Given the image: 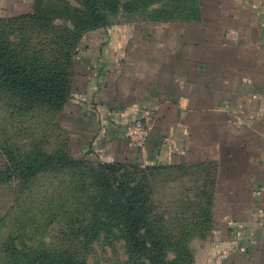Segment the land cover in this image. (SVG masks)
<instances>
[{
    "label": "crops",
    "instance_id": "1",
    "mask_svg": "<svg viewBox=\"0 0 264 264\" xmlns=\"http://www.w3.org/2000/svg\"><path fill=\"white\" fill-rule=\"evenodd\" d=\"M197 2L190 20L85 33L63 111L91 120L81 151L103 150V162L216 164L214 225L193 243L195 264H264V0ZM33 3L0 0V19ZM137 119L153 125L143 148L120 134Z\"/></svg>",
    "mask_w": 264,
    "mask_h": 264
},
{
    "label": "trees",
    "instance_id": "2",
    "mask_svg": "<svg viewBox=\"0 0 264 264\" xmlns=\"http://www.w3.org/2000/svg\"><path fill=\"white\" fill-rule=\"evenodd\" d=\"M197 5V0H132L125 4L121 0H80L78 6L66 0H34L30 13L0 19V89L19 96L24 106L45 105L59 110L71 96L73 58L85 33L110 25L111 18L121 11L123 15L140 14L136 20L141 21L190 20L197 15ZM66 159L64 166L83 165L93 170L95 186L115 193L114 202L105 205L109 218L92 219L86 231L97 234L120 226L127 252L148 264H171L170 253L177 259L189 252L185 242L192 236L184 228L180 227L176 235L157 233V224L168 223V213L186 207L188 201L207 213L203 220L193 221L191 230L205 238L212 228L213 163L141 167ZM52 161L44 155L19 165L33 168V173ZM30 174L23 172L24 177ZM172 183L177 184L174 192L158 197L159 192L164 193L160 188ZM57 261L51 264H62Z\"/></svg>",
    "mask_w": 264,
    "mask_h": 264
},
{
    "label": "rangeland",
    "instance_id": "3",
    "mask_svg": "<svg viewBox=\"0 0 264 264\" xmlns=\"http://www.w3.org/2000/svg\"><path fill=\"white\" fill-rule=\"evenodd\" d=\"M66 1L78 6L80 0ZM128 1L132 0H121L122 4ZM123 13L111 18L110 26L115 31L119 26L128 30L134 26L136 17L141 16ZM122 18L125 23L120 24ZM70 85L72 88V79ZM70 97L57 110L45 105L24 106L19 96L0 89V179L3 180L0 184V264H51L55 260L62 264H148L127 252L120 226L97 234L86 231L92 219L109 218L105 205L114 202L115 193L95 186L93 170L83 165L64 166L66 157L98 164L103 162L98 156L104 152L93 151L91 147V151H81L84 142L78 137L83 129L86 131L84 121L91 120L78 122L76 113L63 111ZM71 130L79 135L72 139ZM44 155L53 161L41 171L32 173L33 168L19 165L20 161ZM213 165L217 177V165ZM23 172L31 174L24 177ZM176 185L161 187L164 193L159 192L158 197L174 192ZM188 202L186 207L168 213V223L157 224V233L163 237V233L176 235L180 227L192 236L185 242L189 247L187 254L175 259L170 253L171 264H195L193 243L205 241L213 229V204L212 228L201 238L197 235L201 233L191 229L195 226L193 221L203 220L207 213L198 209L195 202Z\"/></svg>",
    "mask_w": 264,
    "mask_h": 264
},
{
    "label": "built area",
    "instance_id": "4",
    "mask_svg": "<svg viewBox=\"0 0 264 264\" xmlns=\"http://www.w3.org/2000/svg\"><path fill=\"white\" fill-rule=\"evenodd\" d=\"M152 129L153 125L149 119H137L124 125L120 129V134L128 142L129 146L143 148ZM104 134L105 132L102 133V135Z\"/></svg>",
    "mask_w": 264,
    "mask_h": 264
}]
</instances>
